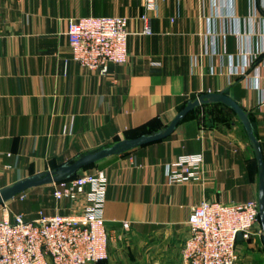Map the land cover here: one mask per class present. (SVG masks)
<instances>
[{
    "label": "crops",
    "instance_id": "0c3cea01",
    "mask_svg": "<svg viewBox=\"0 0 264 264\" xmlns=\"http://www.w3.org/2000/svg\"><path fill=\"white\" fill-rule=\"evenodd\" d=\"M86 16L128 18V60L106 74L72 58L69 23ZM209 92L247 111L264 155V0H0V188L160 131ZM238 118L223 103L202 104L167 138L82 169L108 181L110 255L99 264H186L195 206L258 200L259 162ZM187 153L203 154L201 178L172 180ZM47 185L49 195L39 186L30 200L0 205V219L84 211L88 191L59 201V183ZM258 253L244 252L237 264H264Z\"/></svg>",
    "mask_w": 264,
    "mask_h": 264
},
{
    "label": "built area",
    "instance_id": "2783aa9c",
    "mask_svg": "<svg viewBox=\"0 0 264 264\" xmlns=\"http://www.w3.org/2000/svg\"><path fill=\"white\" fill-rule=\"evenodd\" d=\"M155 0H147L153 7ZM149 23L148 17H144ZM146 33L151 32L148 24ZM128 18L86 16L73 19L67 32L72 58L90 70L106 74L111 63L128 60ZM204 156L187 153L171 169L174 181L198 180ZM103 172L85 173L59 182L56 200L76 199L88 191V204L81 214H23L0 219V264H99L110 255L111 235L103 216L107 194ZM22 193L21 195H23ZM259 222L258 200L224 203L202 200L188 217L190 236L183 246L186 264H237L239 234L250 238ZM126 228L129 224L125 223Z\"/></svg>",
    "mask_w": 264,
    "mask_h": 264
},
{
    "label": "water",
    "instance_id": "95a60500",
    "mask_svg": "<svg viewBox=\"0 0 264 264\" xmlns=\"http://www.w3.org/2000/svg\"><path fill=\"white\" fill-rule=\"evenodd\" d=\"M215 102L223 103L237 113L248 133L250 141L253 143L256 150L259 162V218L263 229L262 240L264 243V155L262 146L255 135L254 126L247 111L237 101L224 92L203 93L196 99L189 100L187 104L176 114L172 121L160 131L142 134L133 138L122 139L112 145L81 155L78 158L67 163H63L54 169L27 176L0 188V205L14 199L16 196L32 188L69 180L77 175L84 167L94 164L102 159L113 155L123 154L134 148L167 138L175 132L178 124L185 119V117L192 110L202 104ZM239 239H242V234H239Z\"/></svg>",
    "mask_w": 264,
    "mask_h": 264
},
{
    "label": "rangeland",
    "instance_id": "374dc122",
    "mask_svg": "<svg viewBox=\"0 0 264 264\" xmlns=\"http://www.w3.org/2000/svg\"><path fill=\"white\" fill-rule=\"evenodd\" d=\"M83 171L84 170H81L78 173V175L85 174V172H83ZM42 187H44L42 189H44V190L46 189L44 194L49 195L50 194L49 189L51 187H53V185H47V186H42ZM34 191L35 190H27L26 192H24L23 195L20 194V196H18V197L22 200H25V199L30 200L31 198H34V196H33V195H35V194H33V193H35ZM262 236H263V229H262L261 221L259 218V222L254 227V229L250 235V238L246 239L245 240L246 242L242 241V242H239V244H238L239 259H240L241 255L244 254V252L254 250V249H258L259 253L257 254L256 257H258V259H261L262 262H264V243L262 240Z\"/></svg>",
    "mask_w": 264,
    "mask_h": 264
},
{
    "label": "trees",
    "instance_id": "16d2710c",
    "mask_svg": "<svg viewBox=\"0 0 264 264\" xmlns=\"http://www.w3.org/2000/svg\"><path fill=\"white\" fill-rule=\"evenodd\" d=\"M153 132H156V131H147V132H144V133H141V134H139V135H136V136H134V137H137V136H140V135H142V134H149V133H153ZM131 138H133V137H131ZM92 165V164H91ZM90 166V165H89ZM78 175V174H77ZM77 175H75V176H77ZM74 176V177H75ZM73 178V177H72Z\"/></svg>",
    "mask_w": 264,
    "mask_h": 264
}]
</instances>
